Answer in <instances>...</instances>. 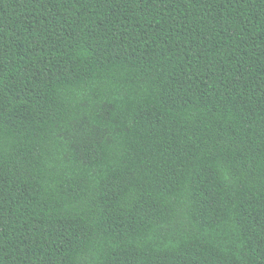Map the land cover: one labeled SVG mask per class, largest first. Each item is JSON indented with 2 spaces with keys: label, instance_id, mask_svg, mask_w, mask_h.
Returning <instances> with one entry per match:
<instances>
[{
  "label": "trees",
  "instance_id": "trees-1",
  "mask_svg": "<svg viewBox=\"0 0 264 264\" xmlns=\"http://www.w3.org/2000/svg\"><path fill=\"white\" fill-rule=\"evenodd\" d=\"M0 264H264V0H0Z\"/></svg>",
  "mask_w": 264,
  "mask_h": 264
}]
</instances>
